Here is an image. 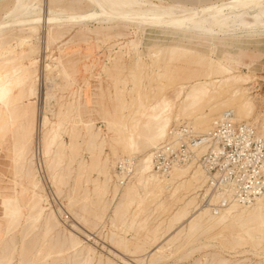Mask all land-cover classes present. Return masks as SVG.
Returning a JSON list of instances; mask_svg holds the SVG:
<instances>
[{"label":"rangeland","instance_id":"rangeland-1","mask_svg":"<svg viewBox=\"0 0 264 264\" xmlns=\"http://www.w3.org/2000/svg\"><path fill=\"white\" fill-rule=\"evenodd\" d=\"M20 1H0V65L20 67V74L26 77L24 88L12 92L17 98L12 109L0 106V123H5V130L0 129V264H264V228L257 237L252 234L254 220L217 219L231 203L217 214L201 206L199 190L205 186L206 176L195 164L176 167L167 175L151 167L152 182L170 179L175 169L187 172L162 192L139 190L136 197L127 198L132 183L136 185L140 177L143 156L152 158L145 122L150 107L158 102L171 104L166 112L171 117L168 132L181 123L204 132L222 111L232 108L221 104L231 97L238 99L242 91L252 108L233 112L235 118L264 132V20L251 26L242 23L249 22L252 15L232 17L224 21V31L201 33L139 28L102 17L92 20L87 15L93 5L86 0ZM124 1L184 10L223 0ZM69 13L79 17L68 20L65 15ZM59 15L60 20L47 22ZM23 19L35 22L24 26L13 23ZM209 64L216 70L211 75ZM197 85L217 98L200 104L190 115L182 101ZM31 87L34 94L29 93ZM175 91L178 98L173 99ZM214 105L219 108L212 114ZM195 113L204 120L212 118L195 126ZM43 118L48 126L42 124ZM134 121L138 151L123 152L117 138L128 135ZM53 130L60 137L45 155V138ZM124 156L134 158V169L128 180L120 182L115 166ZM196 169L203 172L200 182L187 184ZM3 196H8L17 210L12 217L1 214ZM242 206L238 204L237 209ZM182 208L188 211L186 218L172 220ZM204 210L207 214L199 219ZM33 218L38 221L34 223ZM193 221L197 225L191 227Z\"/></svg>","mask_w":264,"mask_h":264},{"label":"bare ground","instance_id":"bare-ground-1","mask_svg":"<svg viewBox=\"0 0 264 264\" xmlns=\"http://www.w3.org/2000/svg\"><path fill=\"white\" fill-rule=\"evenodd\" d=\"M1 1V0H0ZM18 1V0H17ZM20 1V0H19ZM31 1V0H30ZM33 1V0H32ZM88 2H90L92 5H93V10L92 12L90 13V11H87L89 12L90 14H88L87 16L91 17L92 20H94L93 18L94 17H102V18H105L104 20L106 19H109V20H116V21H119V22H123V23H126V24H134L136 26H138L139 28L140 27H144V28H150V29H173V30H178V31H195V32H201V33H212L215 31H224L225 29V23L224 21L227 20V19H231L232 17H237V16H243V15H252L251 16V19L249 22H246V23H242L243 25H251V26H254V25H258L260 24L263 20H264V0H223V1H220V2H216V3H213V4H210V5H206V6H201V7H197V8H191V9H182V10H176L175 8L173 7H165V6H160V5H155V4H150L149 2V6L145 7L141 4H137V3H133V4H136V5H133L127 1H124V0H86ZM134 2V0H132ZM140 1V0H139ZM147 1V0H146ZM21 2V1H20ZM135 2H137L135 0ZM142 2V0H141ZM145 2V1H144ZM1 3V2H0ZM22 3V2H21ZM146 3V2H145ZM15 4V3H14ZM35 4V3H34ZM33 4V5H34ZM26 5V4H25ZM24 5V7H25ZM30 5V4H29ZM86 5V4H85ZM31 6V5H30ZM28 6V7H30ZM23 7V6H22ZM23 7V8H24ZM27 7V8H28ZM17 8V7H16ZM23 10V9H21ZM91 10V9H90ZM19 11V10H18ZM75 13V12H74ZM70 14V16H66V19L68 20H73V19H76L78 18L79 16L78 15H75V14ZM82 15V14H81ZM62 16V15H61ZM88 17V19H89ZM37 18V17H36ZM35 18V19H36ZM62 17H55V16H51L49 17L47 20V22H54V21H58L60 20ZM20 19V18H19ZM32 19V18H31ZM30 19V20H31ZM101 19V18H100ZM39 20V18H38ZM46 20V19H45ZM80 20V18H79ZM82 20V19H81ZM96 20V19H95ZM32 21V20H31ZM29 22V20H17V21H14L13 23H18L20 25H23L24 24H33L34 22ZM62 21V20H61ZM90 21V20H89ZM68 21H66V24H67ZM86 22V21H85ZM70 23V22H69ZM73 23V22H72ZM1 24V23H0ZM64 24V25H66ZM59 25V23H58ZM17 27V26H16ZM53 28V27H52ZM1 29V28H0ZM38 30V29H37ZM51 32V31H50ZM200 33V34H201ZM220 33V32H219ZM225 33V32H224ZM210 35V34H209ZM212 35V34H211ZM23 38V37H22ZM28 38V37H27ZM50 38V37H49ZM30 39V38H29ZM31 40V39H30ZM48 40V39H47ZM25 41V40H24ZM29 41V40H28ZM19 42V40H17V43ZM23 42V41H22ZM20 42V43H22ZM25 43V42H23ZM20 45V44H19ZM27 46V45H25ZM9 49V48H8ZM12 50V49H11ZM21 50V49H20ZM9 51V50H8ZM11 52V51H10ZM13 52V51H12ZM15 53V52H14ZM11 54V53H9ZM6 55V54H5ZM17 55V54H16ZM8 56V55H6ZM2 57V55H1ZM16 57V56H15ZM234 57V56H233ZM19 58V57H18ZM211 58V57H210ZM1 59V58H0ZM6 59V57L4 58ZM8 59H9V56H8ZM13 59V58H11ZM16 59V58H15ZM137 59V58H136ZM140 59V58H139ZM219 59V58H218ZM213 60V59H212ZM7 61V60H6ZM5 61V62H6ZM10 61V60H8ZM7 61V62H8ZM21 61V59H20ZM211 61V60H210ZM4 62V63H5ZM16 62V61H15ZM212 62V61H211ZM221 62V61H220ZM14 63V62H12ZM138 63V62H137ZM10 65V64H8ZM22 65V63H21ZM1 66V69L0 70H3V73L0 74V106L6 108V109H12V107L15 105V101H16V97L13 96V90L14 89H22V87L24 86L25 84V79L26 77L22 74H20V67H16L15 65L13 66H4V65H0ZM209 67H210V70H209V73L208 75L211 73H213L214 71H216L214 69V67L209 64ZM220 67V66H219ZM218 67V68H219ZM24 68V67H23ZM227 69V68H226ZM64 71V70H63ZM164 71V70H163ZM219 71V70H218ZM165 72V71H164ZM67 75V74H66ZM207 75V76H208ZM225 75V74H224ZM34 76V75H33ZM154 77V76H153ZM28 78V77H27ZM30 78V77H29ZM138 78V77H137ZM140 78V77H139ZM209 78V77H208ZM36 79V78H35ZM207 79V78H206ZM137 80V79H136ZM139 80V79H138ZM151 80V79H150ZM169 80V79H168ZM208 80V79H207ZM234 80V79H233ZM232 80V81H233ZM134 81V79H133ZM227 81V80H226ZM238 80H235V83H238L236 82ZM244 81V80H243ZM117 82V81H116ZM142 82V81H140ZM200 82V81H199ZM217 82V81H216ZM221 82V81H220ZM115 83V82H114ZM161 83V82H160ZM197 83V82H196ZM194 83V84H196ZM207 83H210L211 86L213 87V89H216V87H214V85H212V82H207ZM206 83V84H207ZM222 83V82H221ZM235 83L233 85H235ZM223 84H227V82H223ZM37 85V84H36ZM136 85V84H135ZM134 85V86H135ZM139 85V84H138ZM150 85V84H149ZM223 85V87H224ZM238 85V84H237ZM116 86V85H115ZM169 86V85H168ZM211 86H210V89H211ZM218 86V85H217ZM185 87V86H184ZM183 87V88H184ZM219 87V86H218ZM226 87V85H225ZM24 88V87H23ZM182 88V86H181ZM205 88V87H204ZM234 88V87H233ZM232 88V89H233ZM140 89V88H139ZM191 89V88H190ZM239 89V88H238ZM176 90V89H175ZM237 90V89H236ZM238 92V90L236 91ZM207 91V90H206ZM216 91V90H214ZM223 91V90H222ZM225 91V90H224ZM36 92V91H35ZM181 92V91H180ZM191 92V91H190ZM190 92H187L188 94L184 97L182 103L184 104L183 107H189L188 111H193L194 112V109H197L199 106H201L202 104H204V102H211V101H214L217 97H215L214 94H211L209 93V95L205 94V91H203V87H201L200 85H197L193 88L192 90V93ZM212 92V91H211ZM244 92V91H243ZM21 93V92H20ZM30 94H34V91L31 87L30 89ZM142 93V92H141ZM240 94V97H238V99H235L233 97H231L229 100L227 101H224L223 104L221 105H226V107H228L229 105L232 106V108H229L228 109H231L233 110V112H237V113H241L243 110L245 109H250L252 108V103L251 101L244 96V94L242 93V91H239L238 92ZM247 94V93H246ZM143 95V94H142ZM178 95V92L175 91L174 92V97L173 99H175V97ZM181 95V94H180ZM183 95V94H182ZM144 96V95H143ZM147 96V95H146ZM144 96V97H146ZM149 96V95H148ZM208 96V97H207ZM31 97V95H30ZM34 97V96H33ZM72 98V97H71ZM178 98V97H176ZM31 99V98H30ZM45 98H43L44 100ZM117 99V98H116ZM138 99V98H136ZM119 100V99H118ZM140 100V99H139ZM150 100V99H149ZM73 101V100H72ZM120 101V100H119ZM141 101V100H140ZM173 102V101H171ZM72 103V102H71ZM140 104V103H139ZM201 104V105H200ZM144 105V104H143ZM171 104L169 102L167 103H161V102H158L157 104H155L152 108L150 107L151 109V114L149 115L148 119L146 120L145 124L146 126L145 127H148L149 128V132H147L146 128H145V132L149 133L148 136L145 138L148 142V146L150 148H155L156 145H158V143L160 141H162L163 139L166 138L167 134H168V128H169V125H170V116L169 114H167L166 112L169 109V106ZM28 106V105H27ZM215 106V105H214ZM212 106L210 107V113H214L215 114V111H217L216 109L219 108L217 106ZM184 107V108H185ZM217 107V108H216ZM26 108V107H25ZM146 108V106L144 107ZM32 109V108H31ZM139 109V107L137 108ZM142 109V108H141ZM26 111V110H25ZM24 111V112H25ZM44 111V110H43ZM139 111V110H138ZM137 111V112H138ZM19 112V111H18ZM136 112V111H135ZM141 112V111H140ZM38 114V113H37ZM183 114V113H182ZM192 113L190 112V115ZM245 114H248V112L246 111ZM1 115V114H0ZM42 115V114H41ZM61 115V114H60ZM188 115V114H187ZM194 115V114H193ZM211 114L207 115L208 117L210 116ZM9 116V115H8ZM189 116V115H188ZM212 116V115H211ZM210 116V117H211ZM237 116V115H236ZM202 116L200 117H196V113H195V119H197V121L195 122V124L193 123V125L195 126H203V124H206V121L207 119H211L210 117L209 118H206L204 120V118H201ZM77 118V117H76ZM199 118L201 119V121L199 120ZM40 119H41V116H40ZM79 119V118H78ZM203 119V120H202ZM215 119V118H214ZM9 120V119H8ZM13 120V117L11 115L10 117V121ZM70 120V119H69ZM72 120V119H71ZM77 120V119H76ZM7 121V120H6ZM17 121V120H16ZM120 121V120H119ZM137 121V120H136ZM136 121L133 122V124L131 125L130 127V130H129V134L126 135V136H122V137H119L117 138L118 141L117 143L119 144L121 150L123 152H128V153H135L138 151V148L136 146V137L134 135V131L136 130L137 128V123ZM139 121V120H138ZM200 121V122H198ZM205 122V123H204ZM11 123V122H10ZM47 123V119L46 118H43L42 120V124H46ZM50 123V122H49ZM77 124V123H76ZM113 124V123H112ZM209 124V123H208ZM47 125V124H46ZM60 125V124H59ZM73 125V124H72ZM74 125H75V122H74ZM74 125L72 127H74ZM79 125V124H78ZM77 125V126H78ZM48 126V125H47ZM51 126V125H50ZM76 126V125H75ZM87 126V125H86ZM89 126V125H88ZM91 126V125H90ZM112 126V125H111ZM124 126V125H123ZM200 126V127H201ZM110 127V126H109ZM113 127V126H112ZM115 127V125H114ZM194 127V126H193ZM42 128V127H41ZM45 128V126H44ZM204 129L205 126L203 127ZM0 129H4L5 130V123H0ZM71 129V128H70ZM110 129V128H109ZM199 129H202V128H199ZM1 130V131H2ZM40 130V129H39ZM57 130V129H56ZM56 130H53L51 132L48 133V136L47 138H45V142H44V154H48L51 150V147L56 144V140L58 138V136L60 135L59 133L56 132ZM92 130V128L90 129ZM74 131V130H73ZM114 131V130H113ZM118 131V130H117ZM89 132V130H88ZM205 132V131H204ZM92 133V132H90ZM59 134V135H58ZM74 134V133H73ZM98 134V133H97ZM145 134V133H144ZM44 135V133H43ZM70 135V134H69ZM90 135V134H89ZM88 135V137H89ZM60 137V136H59ZM79 137V135H78ZM93 137V136H92ZM98 137V135H97ZM75 138V137H74ZM95 139V137H93ZM59 139V138H58ZM72 139V138H71ZM76 139V138H75ZM138 139V138H137ZM61 140V139H60ZM89 140V139H88ZM90 141H93L90 139ZM112 141V140H111ZM95 142V140H94ZM116 142V141H115ZM61 143V142H60ZM59 143V144H60ZM93 143V142H92ZM114 143V142H113ZM16 145V144H15ZM89 145V147H92L90 146V143L87 144ZM94 145V143H93ZM115 145H117L115 143ZM57 146V145H56ZM144 146V145H143ZM63 147V145H62ZM70 147V146H69ZM15 148V147H14ZM21 149L22 146L20 147ZM57 148V147H55ZM72 149V147H71ZM149 149V148H148ZM62 151H63V148H62ZM119 151V150H118ZM52 152V151H51ZM121 152V151H120ZM19 153V152H18ZM17 153V154H18ZM21 153V151H20ZM147 153V152H146ZM16 154V155H17ZM24 154V153H23ZM21 154V155H23ZM54 154V153H53ZM25 155V154H24ZM63 155V154H62ZM61 155V156H62ZM19 157V156H18ZM22 157V156H21ZM46 157H49V156H46ZM58 158V157H56ZM107 158V157H106ZM49 159V158H48ZM60 160V159H59ZM98 161V160H97ZM51 162V160H50ZM49 162V163H50ZM56 162V161H55ZM55 162H54V167H55ZM105 162H107L105 160ZM96 163V162H95ZM53 165V164H52ZM99 165V163H98ZM97 165V166H98ZM104 165V164H103ZM114 165V164H112ZM111 165V166H112ZM51 166V165H50ZM53 167V168H54ZM99 167V166H98ZM151 167H152V161H151V155L150 154H147V155H144L142 160H141V168H140V171H139V174H140V177L138 179V182L136 185H133L132 183V186L129 188L128 192H127V198H131L132 196H134L135 194H138L139 190H147V192H150L151 194H153V192H162L164 191L166 188H167V185L169 186V184L171 182H173L175 179L178 180V178H180L181 176L185 175L186 172H187V169H175L172 174H171V178L170 179H164L166 181L162 182V181H157V182H152V179H154V174L153 173H150L152 172L151 170ZM22 168V167H21ZM52 168V167H51ZM52 168V169H53ZM19 169V168H18ZM25 169V168H24ZM102 169V168H101ZM105 169V168H104ZM50 170V169H49ZM137 170V169H136ZM19 171V170H18ZM21 171V170H20ZM25 171V170H24ZM102 171L104 172V170L102 169ZM51 172V171H50ZM49 172V173H50ZM54 172V171H53ZM20 173V172H19ZM98 173H99V170H98ZM138 173V172H137ZM136 173V174H137ZM18 174V173H17ZM107 174V173H106ZM105 174V175H106ZM134 174V175H136ZM203 174L202 170L200 169H196L191 175H189V178H188V181H187V184H193L195 182H200V177L201 175ZM16 175V173H15ZM101 175V174H100ZM103 175V174H102ZM108 175V174H107ZM55 176V175H54ZM204 176V175H203ZM23 177V176H22ZM105 177V176H104ZM157 177V176H156ZM155 177V178H156ZM109 178V177H108ZM119 178V177H118ZM158 178V177H157ZM53 179V177H52ZM17 180V179H16ZM21 180V179H20ZM104 180V179H103ZM110 180V178H109ZM108 180V181H109ZM130 180V179H129ZM137 180V178H136ZM157 180V179H156ZM159 180V179H158ZM55 181V180H54ZM183 182V181H182ZM103 183V181H102ZM105 184V182H104ZM108 184V183H107ZM121 184V183H120ZM173 184V183H172ZM96 185V184H95ZM106 185V184H105ZM116 185V184H115ZM177 185V184H176ZM182 185V184H181ZM203 185V184H202ZM200 185V186H202ZM35 186V185H33ZM36 187V186H35ZM34 187V189H36ZM116 187V186H115ZM180 187V186H179ZM189 187V186H188ZM178 186L175 187V190H177ZM197 188V187H196ZM103 189V188H102ZM114 189V188H113ZM104 190V189H103ZM115 191V190H113ZM117 191V190H116ZM188 191V190H187ZM4 192V191H3ZM143 193V191H141ZM167 192V191H166ZM177 192V191H176ZM33 193V192H32ZM116 193V192H114ZM146 193V192H145ZM142 196V195H141ZM139 196V197H141ZM154 196H156L154 194ZM153 196V197H154ZM86 199H87V196H85ZM136 197V195L134 196ZM148 197V196H147ZM169 197V196H167ZM183 197V196H182ZM157 198V197H156ZM170 198V197H169ZM172 198V196H171ZM40 199V198H39ZM85 199V198H84ZM85 199V200H86ZM125 199V198H124ZM144 199H146V197L144 196ZM143 199V200H144ZM158 199V198H157ZM157 199H154V200H157ZM14 200V199H13ZM215 200V198H214ZM213 200V201H214ZM73 201V200H72ZM133 201V200H132ZM142 201V200H141ZM17 202V201H15ZM128 202V201H127ZM144 202V201H142ZM162 202V201H161ZM177 202V201H176ZM192 202V201H190ZM189 202V203H190ZM74 203V201H73ZM122 203V202H121ZM132 203V202H131ZM140 203V202H139ZM188 203V202H187ZM231 204L226 208L224 209V213L223 215H221V217L219 216L217 219H221L222 221L224 220V218L226 217H230L232 218L233 220H240L243 218V221H241L242 223H248L249 221H253L254 220V224L253 225V233L251 231V233L253 234V236H257V237H260L261 235V229L264 228V202L261 201L260 199H258L256 201L255 204L253 205H249V206H242L241 209H237V206H238V203L234 202V201H231L230 202ZM2 209H1V214L3 215H11L12 217V214L14 213H17L15 211L17 210H14L11 203H10V198L8 196H3L2 198ZM17 204V203H16ZM128 204V203H127ZM141 204V203H140ZM139 204V205H140ZM84 205V204H83ZM119 207L121 208L120 204H118ZM16 206V205H15ZM126 206V205H125ZM129 206V205H128ZM118 207V206H116ZM130 207V206H129ZM128 207V208H129ZM188 207V206H187ZM186 207V208H187ZM190 207V206H189ZM18 208V207H16ZM127 208V209H128ZM186 208H182V209H179V211L175 214V215H172V220L176 221L177 219L185 216L186 218ZM199 208V207H198ZM201 208V207H200ZM126 209V210H127ZM38 211V210H37ZM196 211V209H195ZM198 211H200L198 209ZM234 211H236V214L234 213ZM86 212V211H85ZM91 212V211H90ZM117 212V211H115ZM38 213V212H37ZM35 212V214H37ZM126 213V212H125ZM194 213V212H193ZM234 213V214H233ZM207 214V210H204V212H199V219L203 216ZM15 215V214H14ZM39 215V214H38ZM36 215V216H38ZM195 215V214H193ZM242 215H244L242 217ZM84 216V215H83ZM211 216V215H210ZM3 217V216H2ZM9 217V216H8ZM41 217V215H40ZM79 218V216H77ZM193 217V216H192ZM205 217V216H204ZM10 218V217H9ZM14 218V217H13ZM194 218V217H193ZM196 218V217H195ZM194 218V219H195ZM82 219V218H81ZM184 219V218H183ZM192 219V218H190ZM189 219V220H190ZM202 219V218H201ZM212 219V218H211ZM29 220V219H28ZM31 220V219H30ZM32 220H34V223H35V218H33ZM188 220V219H187ZM16 221V220H15ZM38 221V220H36ZM173 221V223H174ZM180 221V220H178ZM202 221V220H201ZM200 221V222H201ZM210 221V220H209ZM232 221V220H231ZM86 222V220H85ZM177 222V221H176ZM216 222V221H215ZM214 222V223H215ZM218 222V221H217ZM132 223V221H131ZM130 223V224H131ZM222 223V222H221ZM129 226L131 227L132 225ZM133 224V223H132ZM234 224V223H233ZM134 225V224H133ZM188 225H190L188 223ZM197 223L196 221H193L192 222V225L191 227H194L196 226ZM238 225V224H237ZM240 225V224H239ZM202 226V225H200ZM209 226V225H208ZM211 226V225H210ZM241 226V225H240ZM9 227V226H8ZM133 227V226H132ZM131 227V228H132ZM214 227V225H213ZM129 228V227H128ZM189 228V227H188ZM196 228V227H195ZM208 228V227H207ZM222 228V227H221ZM11 229V228H10ZM192 229V228H191ZM8 230V229H7ZM195 230V229H193ZM192 230V231H193ZM249 232V231H248ZM246 233V232H245ZM177 234V233H176ZM193 234V233H192ZM239 234V233H238ZM249 234V233H248ZM251 234V235H252ZM178 235V234H177ZM245 235V234H244ZM250 235V234H249ZM248 235V236H249ZM175 236V235H174ZM191 236V235H190ZM155 237V236H154ZM189 237V236H188ZM251 237V236H250ZM113 238V237H112ZM115 238V236H114ZM119 238V237H118ZM173 238V236H172ZM178 238V237H177ZM187 238V237H186ZM111 239V238H110ZM117 239V237H116ZM121 239V238H119ZM118 239V240H119ZM155 239V238H154ZM247 239V238H246ZM249 239V237H248ZM264 239V238H263ZM122 240V239H121ZM172 240V239H170ZM188 240V239H187ZM191 240V239H190ZM9 241V240H8ZM111 241V240H110ZM153 241V239H152ZM156 241V240H155ZM2 242V241H1ZM6 242V241H5ZM72 242V241H71ZM74 242V241H73ZM171 242V241H169ZM175 242V241H174ZM63 243V242H62ZM114 243V242H112ZM119 243V241H118ZM122 243V242H121ZM173 243V242H172ZM57 244V243H56ZM73 244V243H72ZM117 244V243H116ZM123 244V243H122ZM152 244V242H151ZM167 244V243H166ZM169 244V243H168ZM8 245V244H7ZM76 245V243H75ZM119 245V244H118ZM256 245H259V244H256ZM6 246V245H4ZM77 246V245H76ZM117 247V245H115ZM121 246V245H119ZM180 246V244H179ZM55 247V246H54ZM124 247V246H122ZM3 248V247H2ZM5 248V247H4ZM120 249V247H118ZM126 248V247H125ZM161 248V247H160ZM6 249V248H5ZM123 249V248H122ZM140 251H141V248H139ZM74 250V249H73ZM126 250V249H125ZM138 250V249H137ZM42 251V250H41ZM72 251V249H71ZM124 251V250H123ZM136 251V250H135ZM133 251V252H135ZM165 251V250H164ZM162 251V252H164ZM2 252V251H1ZM40 252V251H39ZM73 252V251H72ZM75 252V251H74ZM125 252V251H124ZM127 252V251H126ZM132 252V253H133ZM155 252V251H154ZM38 253V252H37ZM60 253V252H59ZM76 253V252H75ZM72 254V253H71ZM78 254V253H77ZM154 254V253H153ZM122 255V254H121ZM69 256V255H68ZM63 257V256H62ZM61 257V258H62ZM161 258V256H159ZM2 258V257H1ZM60 258V257H59ZM74 258V257H73ZM155 258V257H154ZM158 258V257H157ZM87 260V259H86ZM85 262V261H84ZM88 262V261H87ZM79 263V262H78ZM91 263V262H90ZM29 264V263H28ZM32 264V263H31ZM82 264V263H81ZM218 264V263H217Z\"/></svg>","mask_w":264,"mask_h":264},{"label":"built area","instance_id":"built-area-1","mask_svg":"<svg viewBox=\"0 0 264 264\" xmlns=\"http://www.w3.org/2000/svg\"><path fill=\"white\" fill-rule=\"evenodd\" d=\"M133 159L124 156L118 160L115 170L120 182L133 172ZM151 160L153 171L162 175L176 167L199 166L206 181L198 200L214 214L231 201L244 205L264 200V132L236 119L232 110L222 111L205 132L186 123L172 126L153 148Z\"/></svg>","mask_w":264,"mask_h":264}]
</instances>
